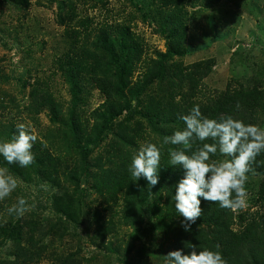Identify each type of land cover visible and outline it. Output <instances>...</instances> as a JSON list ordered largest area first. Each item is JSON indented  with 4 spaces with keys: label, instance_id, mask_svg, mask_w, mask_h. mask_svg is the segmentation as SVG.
Listing matches in <instances>:
<instances>
[{
    "label": "trees",
    "instance_id": "16d2710c",
    "mask_svg": "<svg viewBox=\"0 0 264 264\" xmlns=\"http://www.w3.org/2000/svg\"><path fill=\"white\" fill-rule=\"evenodd\" d=\"M82 1L83 4L87 3L88 8H96L89 4L92 0ZM220 1L222 0H159L160 7L167 9L166 13L162 10V15L169 23L168 30L163 28L161 33H167L171 40L166 53H156L163 60L154 61L153 58L144 56L141 38L132 27L136 20L133 13L126 15L122 21L94 27L93 19L88 15L78 18L73 8L74 0H64L70 11L66 17L64 14L67 25L64 33L65 52L55 60L54 73L47 80L37 79L30 86V102L25 109L33 118L46 111L51 129L44 136L43 142L36 141L34 144L32 151L35 160L29 167L9 165L0 157V166L6 167L18 180L17 189L0 201V241L11 244V259L0 260V264H36L45 258H49L51 264H79L72 252L62 250L58 255L53 247H56L55 241L64 236L60 227L69 224L77 226L81 200L76 203L71 193L59 199L55 196L53 202L58 220L54 224L50 223L45 231L44 225L39 226L41 223L38 221L32 223V216L28 211L22 217L10 215L7 211L17 197L24 196L19 187L21 182L29 185L33 178L57 182L58 177L63 175L69 183L75 185L72 188L76 190L80 179L87 178L91 183L89 189H81V198L82 195L88 197L93 192L101 200L105 210L112 212L114 207L117 217L115 225L124 228L138 221L140 212L149 204L147 194L151 193L155 196L153 204L159 215L175 221L180 216L174 207V185L181 178L182 172L179 171V166L173 167L169 163L168 150L187 149V146L165 145L163 139L174 131L184 129L180 116L187 115L198 104L201 113L210 119L231 115L246 124L264 127V89L257 85L248 87L240 84L237 88L230 87L217 98L202 103L194 97L197 83L190 70L189 76L187 73L183 80L196 85L181 95L180 102L174 101L172 84L170 90L164 91L170 70L165 61L173 53L182 55L186 51L183 34L185 7L201 2L215 4ZM225 1L239 7L244 0ZM202 65L194 67L200 68ZM138 69L141 70V76L134 79V73ZM57 74L64 77L67 84L73 85L80 77L85 78L103 96V102L90 114L92 125L89 131H79L74 112L70 114L69 123H66L65 104L54 97L49 85L50 78ZM74 91L72 88V93L76 96ZM142 95L146 96L145 101L137 103L136 99ZM134 101L135 104L132 105ZM122 115L124 119L119 122ZM139 117L140 122L137 120ZM16 128L17 125L13 123L0 122V140L11 139ZM142 141L155 143L161 149L159 183L151 188L145 179L137 181L127 170L131 156ZM200 144L199 141L194 142L187 149L188 154ZM102 145L104 147L101 152L92 157ZM211 159L219 160L223 157L217 152ZM64 165L70 168H64ZM251 168L248 175L264 173V152L251 163ZM71 197L72 200L69 201ZM260 199L264 202V196ZM201 208L202 214L192 225L190 233L183 231L181 222H176L166 229L167 246L162 248V243L149 253L140 249L133 255L136 264H164V256L184 247L187 252L190 243L221 252L227 264H264V217L258 216L257 219L248 221L241 216V228L235 231L234 211L203 200ZM97 228L106 231L107 227L102 224ZM171 234L173 235L170 237ZM46 237L50 238L47 242L44 241ZM49 248H52V252L48 256Z\"/></svg>",
    "mask_w": 264,
    "mask_h": 264
},
{
    "label": "rangeland",
    "instance_id": "374dc122",
    "mask_svg": "<svg viewBox=\"0 0 264 264\" xmlns=\"http://www.w3.org/2000/svg\"><path fill=\"white\" fill-rule=\"evenodd\" d=\"M130 2L92 0L89 4L96 8L90 9L82 0H74L73 8L78 18L84 14L91 17L94 27L122 21L126 15L133 13L136 20L132 27L141 38L144 56L154 61L163 60L156 53L164 54L170 46L171 39H168L167 33H161L163 28H169L162 15V10L166 13L167 9L160 7L159 0ZM68 10L64 0H0V122L30 126L35 130L39 142L44 141L51 123L46 111L33 118L25 110L30 102V86L37 79L47 80L54 73L55 60L65 52L64 33L67 25L64 14L66 17L67 12L70 13ZM185 12L183 34L186 51L182 55L173 53L165 61L170 70L164 91L170 90L172 84L174 101L180 102L181 95L196 85L183 80L187 73L189 76L190 70L197 83L194 97L202 103L240 84L248 87L257 85L264 89V0H244L239 7L225 0L215 4L201 2L187 5ZM197 64L203 65L194 67ZM140 72L138 69L134 73V79L141 76ZM75 82L74 85L67 84L65 78L57 74L50 78L49 85L54 97L65 104L66 123H69L70 114L74 112L78 129L84 133L92 125L91 112L104 98L85 78L80 77ZM145 98L142 95L134 99L140 103ZM123 119L124 115L119 122ZM137 120L140 122V117ZM103 147L96 150L92 157L98 155ZM64 168L69 169L70 166ZM90 183L89 179L81 178L75 190L72 188L75 185L60 175L57 182L33 178L29 185L23 182L19 184L30 206L27 213L32 216V223L38 221L41 223L39 226L44 225L45 231L50 223L58 220L53 202L55 196L59 199L71 193L76 203L81 200L77 226L69 224L58 227L64 236L63 240H56V247H53L58 255L62 250L72 252L79 264H136L135 253L140 249L145 253L153 252L162 243V248H165L168 244V239L165 240L166 229L183 220L180 217L170 221L159 215L153 204L155 196L150 193L147 194L149 204L140 212L138 221L127 228L119 227L115 225L117 217L114 207L112 212L105 210L93 192L81 198V189H89ZM246 189V207L234 211L235 231L241 228V216L248 221L258 216L264 217V202L260 199L264 196V173L248 175ZM102 224L106 225V231L97 228ZM47 239L50 238L46 237L44 241L47 242ZM10 247L9 242L0 241V260L11 259ZM50 252L52 248H49L48 256ZM157 262L160 263L159 260ZM36 264L51 262L45 258Z\"/></svg>",
    "mask_w": 264,
    "mask_h": 264
},
{
    "label": "clouds",
    "instance_id": "9594fccd",
    "mask_svg": "<svg viewBox=\"0 0 264 264\" xmlns=\"http://www.w3.org/2000/svg\"><path fill=\"white\" fill-rule=\"evenodd\" d=\"M239 107V105H237ZM184 129L165 136L163 144L187 146L199 141L200 146L188 154L186 148H169V163L179 166L181 178L174 185V207L183 217L181 227L186 233L202 214L203 201L218 203L222 209L237 211L246 207L248 173L251 163L264 152V127L246 124L231 115L210 119L194 105L187 115L180 116ZM38 139L35 130L25 124L17 125L11 139L0 140V157L7 164L27 168L33 164L32 151ZM211 140V143L205 141ZM219 152L223 159H211ZM161 149L150 141L139 143L128 165V172L137 181L145 179L149 187L159 183ZM18 187V180L6 167H0V201L9 197ZM24 197H17L8 213L22 217L29 210ZM177 249L164 256V264H227L219 251L202 248L190 243V247Z\"/></svg>",
    "mask_w": 264,
    "mask_h": 264
}]
</instances>
